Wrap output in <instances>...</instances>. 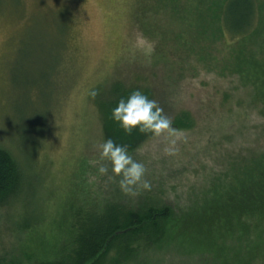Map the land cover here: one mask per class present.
Listing matches in <instances>:
<instances>
[{
  "label": "rangeland",
  "instance_id": "374dc122",
  "mask_svg": "<svg viewBox=\"0 0 264 264\" xmlns=\"http://www.w3.org/2000/svg\"><path fill=\"white\" fill-rule=\"evenodd\" d=\"M188 1L174 16L161 0H0V146L25 177L23 193L0 208L3 259L19 255L31 221L53 244L84 211L167 205L175 221L187 218L264 156V105L235 70L243 51L185 22ZM115 82L148 86L176 130L125 146L144 165L147 190L122 192L99 160L108 138L96 99ZM179 240L135 245L125 259L115 247L104 264H223Z\"/></svg>",
  "mask_w": 264,
  "mask_h": 264
},
{
  "label": "trees",
  "instance_id": "16d2710c",
  "mask_svg": "<svg viewBox=\"0 0 264 264\" xmlns=\"http://www.w3.org/2000/svg\"><path fill=\"white\" fill-rule=\"evenodd\" d=\"M161 2L163 9L175 6L174 16L180 14V0ZM182 15L192 26L199 25L204 31L210 28L211 34L222 35L226 44L241 47L243 52L235 58L236 73L255 88L257 101L264 105V40L257 43L261 37L264 39V0H189ZM249 43L258 49L250 53ZM136 89L153 100L145 84L122 82L113 83L106 95L96 99L107 138L122 146L133 147L152 135L138 130L126 133L111 118L118 101ZM250 162L249 175L244 171V179L233 181L223 194H215L213 200L198 208L196 214L178 221L167 205H151L139 211L116 206L84 211L68 228L61 224L62 237H71L67 241L55 237L53 244L37 234L39 225L27 222L24 228L29 230L26 239L19 241V255H12L10 260L0 256V264H104L115 247L122 248L119 257L125 259L137 250L135 245H155L172 233L191 252L194 248L200 253H211L223 264L264 262V156ZM24 178L17 158L0 146V208L23 193ZM15 224L22 225L20 221ZM232 241L235 245L229 246Z\"/></svg>",
  "mask_w": 264,
  "mask_h": 264
},
{
  "label": "clouds",
  "instance_id": "9594fccd",
  "mask_svg": "<svg viewBox=\"0 0 264 264\" xmlns=\"http://www.w3.org/2000/svg\"><path fill=\"white\" fill-rule=\"evenodd\" d=\"M151 45L144 49L145 55H150ZM94 94V93H93ZM111 118L119 124L126 133L138 130L142 133H151L157 137L176 132L171 126L170 119L163 114L155 100L149 99L139 89L132 91L126 98H121L116 107L112 109ZM99 160L107 161L111 165V173L119 177V187L124 193H132L136 187L150 189L149 182L145 179L144 165L128 154L125 146L116 144L111 138L98 145ZM98 164L99 161L91 162ZM109 169L100 164L98 172L103 175Z\"/></svg>",
  "mask_w": 264,
  "mask_h": 264
}]
</instances>
